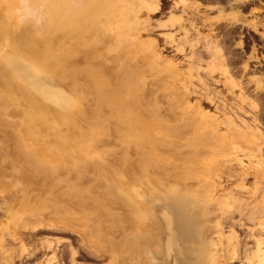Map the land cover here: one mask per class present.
I'll return each mask as SVG.
<instances>
[{"label":"bare ground","instance_id":"bare-ground-1","mask_svg":"<svg viewBox=\"0 0 264 264\" xmlns=\"http://www.w3.org/2000/svg\"><path fill=\"white\" fill-rule=\"evenodd\" d=\"M172 1L167 22L158 25L170 29L164 37L171 45L176 41L178 52L187 46L186 50L191 53L187 58L192 61L188 63V73L192 75L194 69L196 82H199V86L193 88L207 101L219 100L216 108L221 114L204 108L199 98L194 97L192 101V91L185 82L178 88L174 74L178 77L181 72L179 63L165 59L154 38L149 42L140 40V33L147 29L148 23L140 13L159 10L161 0H0V68L3 69L0 128L12 142L13 171L20 174L21 168H25L28 179L32 176L28 174H41L45 179L66 181L69 188L65 193L70 198H79L63 204L56 209V215L49 217L44 215L45 206H30L31 201L24 204L14 227L12 222L11 227L0 226V264H83L78 262V249L68 237H44L32 245L28 237L19 233L20 228L76 232L91 256H110L111 264H126V258L127 264H161L158 258L163 250L161 242L165 243V264H175L176 257H180L182 264H264V81L256 76L250 78L248 82L256 85L251 92L254 97L251 96L247 83L234 74L231 52L218 35L211 34L222 22L227 27L238 24L242 15L239 11L226 14L222 0ZM243 1L227 0L231 10ZM205 2L209 3L210 10L218 8L220 13L215 20L201 10ZM203 27L211 32L204 34ZM44 35L46 40L43 41ZM102 39H112L105 50L96 47ZM182 41L183 47L178 48ZM122 42L125 48L128 45L129 60L110 59L113 52L116 55L121 52ZM199 47L202 48L199 50ZM137 48L145 51L144 56L149 60L145 65L162 64V68L169 71L173 80L161 78L164 74L157 79L162 81L165 92L161 90L163 92L157 94L159 88L156 90V87L152 94L151 86L146 87L144 76L148 75L143 67L131 65L135 56L132 53L135 54ZM202 50L210 59H204ZM79 54L85 61L86 70L81 72L86 80V94V89H79L80 93L77 90ZM98 57L107 64L97 63ZM205 61L206 66H202ZM247 67H243V74L248 71ZM215 71L226 77L223 83L234 101H229L215 88L214 84L219 82L213 78ZM52 74L61 78L71 76L73 94L45 85L44 79ZM236 89H240L239 94H235ZM88 96L95 112L91 119L84 104ZM101 113L107 115V122L101 120ZM110 121L116 140L124 146L121 160L129 163L133 170L129 177L122 168H111L105 160L107 152L99 147L104 135H110L111 128L106 127ZM228 134L233 138L232 146L227 149ZM131 148L133 155H130ZM208 150L212 154H205ZM3 154L7 159L9 154ZM218 157L222 159L217 160ZM228 163L229 177L236 178L233 186L237 191L224 184ZM170 164L173 171H168ZM89 167L94 168L108 187L104 194H114L104 198V202L108 199L112 204L116 202L117 210L103 202H100L103 206H86L89 188L77 187L60 177L62 170L80 172ZM151 176H155L156 179H152L162 189L157 190L148 181ZM170 176L173 177L171 183ZM249 177L253 182L249 183ZM25 196L26 192L21 200L28 197ZM75 203L83 212L78 218H73L70 208ZM2 205L3 202L1 211ZM194 208L200 209L204 221L197 225L199 237L189 242L190 257L185 260L183 239L192 219L190 209ZM25 211L28 217L34 216V222L23 216ZM235 212L239 213L238 218L234 217ZM93 214L97 218L94 221V217H90ZM154 219L158 220L157 227ZM226 227L229 234L225 232ZM239 227L244 229L242 240ZM121 229L127 247L121 246V239L114 238L113 232ZM64 241L69 243L61 249ZM16 242L18 253L12 246ZM130 258L134 263L128 261Z\"/></svg>","mask_w":264,"mask_h":264},{"label":"rangeland","instance_id":"rangeland-1","mask_svg":"<svg viewBox=\"0 0 264 264\" xmlns=\"http://www.w3.org/2000/svg\"><path fill=\"white\" fill-rule=\"evenodd\" d=\"M222 1H225V0H222ZM168 3L166 6L165 5H163V3ZM206 4L204 5V6H200V7H202L201 8V10L202 11H205L206 12V14H208V16L210 17V18H212V19H216V17H218V15H219V13L220 12H218V8L216 9H213V10H210V9H208L209 8V3H207V2H205ZM208 4V5H207ZM161 6H162V8H160L159 10H157V11H154V12H147L146 10H143L141 13H140V17L142 18V19H147L148 20V23H147V29L145 30V29H143L142 31H141V33H140V40H146V42H149L148 40H150L151 38H154L155 40H156V46H157V48L158 49H160L161 51H162V54H163V57L166 59L167 58V60H169L170 58L171 59H174V61L175 62H178L179 64H178V67H179V69H180V74L178 75V77H180V78H178L175 74H174V79H175V83H176V85L178 86V88H179V86H181L183 83L182 82H185V84H187V85H189V90L190 91H192V92H190L191 93V99H192V101H194L195 99H200L201 100V103H202V106L204 107V108H207V109H209L211 112H217L218 114H221L222 112L220 111V109H217L216 108V106H217V104L219 103V100H217V101H207V100H205L203 97H200L199 96V93L198 92H196V90L195 89H197V88H193V87H197V86H199V82H196V77L197 76H195V75H197L196 74V72H195V70L193 69L192 70V72L195 74H193L192 73V75H190L189 73H188V66H190V65H188V63L189 64H191L192 63V61L189 59V58H187V56L189 57L190 55H191V53H190V51L189 50H186V48H187V46H185L186 48H185V50L184 51H181V50H179V52L177 51V46L176 45H174L175 44V42H173V45H171L172 43H171V41L165 36L164 37V33H166V31L168 32V31H170V29H166V27H160L159 25H158V23H160V22H167V20H168V18H169V11L172 9V6H173V1L172 0H161ZM200 7H198L197 9H200ZM204 8V9H203ZM224 11H226L225 13L226 14H228L229 15V13H232L233 12V10H231L230 9V11H227L228 9H223ZM223 11V12H224ZM232 11V12H231ZM224 13V14H225ZM225 14V15H226ZM242 23H244V22H246V19H245V17L242 15V18H241V20H240ZM158 25V26H157ZM200 25V24H199ZM225 24H224V22H222V23H220V24H218V26L220 27V28H223V26H224ZM156 26H157V28H156ZM218 26H217V28H218ZM158 27H160V28H158ZM169 28V27H168ZM217 30V29H216ZM216 30L214 31V33H212L211 32V30L209 29V28H205V27H203V28H201V31L204 33V34H209L210 32H211V34H213L214 36H215V34H216ZM217 35V34H216ZM106 37V36H105ZM104 37V38H105ZM103 38V39H104ZM102 39V40H103ZM166 39H168L169 41H167ZM44 40H46L45 39V35L43 36V41ZM167 42V43H166ZM169 42L171 43V44H169ZM109 43H112V39H110V41H106V39H105V41L103 40V41H101L100 43H98L97 45H96V47L97 48H100V49H103V50H105L106 48H107V46H108V44ZM181 43V42H180ZM179 43V44H180ZM177 44V43H176ZM185 44V43H184ZM124 45H125V42H122V44H121V52H119V54L118 55H116L117 53L116 52H113V54L112 55H110V59H115V58H120V60H123L124 58L126 59V60H129L128 59V56H126V55H130L129 54V52L126 50V49H129V48H127L128 47V45H127V47L125 48L124 47ZM182 45V46H181ZM181 45L180 46H178V48L179 47H183V41H182V43H181ZM203 45V44H202ZM202 45H200V46H202ZM132 48H133V46H132ZM200 48H202V47H199V50H200ZM137 50H139V51H137ZM142 50V48L140 49V48H137L136 49V51L134 50V53L135 54H133L132 53V55H135V56H133L134 57V59L130 62L131 63V65L132 66H134V67H136V68H142L143 67V69H144V73L146 74V75H148L147 77L146 76H144L145 78V83H146V87H147V89H148V86H151V88H149V91L152 93V92H155V89H156V87H157V89L156 90H158V88H159V90L157 91V94L159 93H161V92H163L164 91V86L161 84V80H159L160 82H158V80L157 79H161V78H166V79H168L169 81H171V80H173L172 78H170L171 76H169V74H168V70H166L165 69V67H164V65H163V67H164V69L162 68V64L160 65H158V66H160V68H158V66H154L153 67V65H150V64H146L145 65V63L146 62H148L147 61V58L144 56V52H143V50ZM125 51H127V52H125ZM181 51V52H180ZM186 51V52H185ZM143 53V55H141V53ZM202 52H203V57H205L204 59H206V60H208V59H210V57H209V55L207 54V52H205V50H202ZM81 53V52H80ZM115 53V54H114ZM120 53H122V54H120ZM124 53V54H123ZM139 53V54H138ZM207 55H206V54ZM91 54H94V52H92ZM120 55V56H119ZM139 55V56H138ZM79 57H77L78 59V61H77V63H78V65H77V69H78V76L76 77V81H77V83H78V85H77V90L79 91V93L81 92V90H85L84 91V93L86 94L87 92H88V90H87V88L85 87V86H87V85H85L86 84V80H85V77H84V73L83 72H81V71H85L86 70V68L84 67V62L85 61H83V56H82V54L80 55H78ZM82 56V57H81ZM138 56V57H137ZM144 56V59H142V57ZM124 57V58H123ZM82 58V59H81ZM120 60H118V61H120ZM167 60H165V61H167ZM80 61V62H79ZM83 61V62H82ZM98 61L99 62H97V63H101V64H107V63H105L104 62V59L102 58V57H98ZM188 61V62H187ZM117 62V61H116ZM195 62V61H194ZM193 62V63H194ZM233 62V64L231 63V65L232 66H236L235 65V61L233 60L232 61ZM81 63V64H80ZM163 63V62H162ZM166 63H169V61H167ZM80 64V65H79ZM194 64H197V62L196 63H194ZM202 64V66H206V61L205 62H203V63H201ZM83 65V66H82ZM109 66L110 65H112V64H108ZM144 65V66H143ZM114 66H115V64H114ZM150 66H152L153 68L151 69L150 68ZM112 67V66H111ZM149 70H151V71H149ZM161 70V71H160ZM167 71V72H164V71ZM3 71V69L2 68H0V76H1V72ZM163 71V72H162ZM182 71H183V73H182ZM149 72V73H148ZM81 73V75H79ZM159 73V74H158ZM166 73V74H165ZM83 74V75H82ZM144 74V75H145ZM152 74V75H151ZM156 74V75H155ZM161 74V75H160ZM163 74L165 75V76H163ZM168 74V75H167ZM234 74H235V76L238 78V79H241L242 80V82L244 83V84H246V85H248V91H250V94H251V96H253L254 97V94H252L251 92L255 89V87H256V85H255V83H250V82H248L249 80H250V78H251V76H253V75H251V76H247V75H244V77H241V73L239 72V71H237V70H235L234 71ZM53 76H49V78L47 79V78H45L44 79V84L45 85H47L48 87H51V88H55V89H59V90H63V91H65L66 93H69V94H73V89H72V80H73V78L70 76V78L69 77H63V78H61L60 77V75H58V74H52ZM159 75V76H158ZM188 75V76H187ZM189 75H190V77H189ZM83 76V77H82ZM161 76H163V77H161ZM166 76H168V77H166ZM161 77V78H160ZM192 77V78H191ZM254 77V76H253ZM55 78V79H54ZM170 78V79H169ZM213 78H214V80H219V82L218 83H216V84H214V86H215V88L216 89H219V90H221V92H222V94L223 95H225L226 97H227V99L229 100V101H234L235 99H234V96L232 95V94H230L229 93V89L227 88V86L223 83V81L225 82L226 81V77L224 76V74H222L220 71H215L214 73H213ZM54 79V80H53ZM154 79V80H153ZM166 79H164V80H166ZM192 79V80H191ZM50 80V81H49ZM78 80H80V81H78ZM148 80V81H147ZM163 80V81H164ZM193 82V84H192V82ZM194 80V81H193ZM54 81V82H53ZM153 81H157L158 83V85H160L159 87H158V85L156 84V83H154ZM198 81V80H197ZM57 82V83H56ZM71 82V83H70ZM85 82V83H84ZM153 84H152V83ZM196 83V85H194ZM151 84V85H150ZM156 86H155V85ZM70 85V86H69ZM84 85V86H83ZM148 85V86H147ZM153 85V86H152ZM0 86H2V81H1V77H0ZM162 86V87H161ZM65 87V88H64ZM69 87V88H68ZM153 88H154V91H152L153 90ZM69 89H71V90H69ZM79 89H81V90H79ZM182 89V88H181ZM193 89V90H192ZM161 90H163V91H161ZM161 91V92H160ZM165 92V91H164ZM189 93V94H190ZM198 93V94H197ZM240 93V89H236L235 90V94H239ZM153 94V93H152ZM162 95V94H161ZM198 95L199 97H196V96ZM194 97H195V99H194ZM90 97L88 96V101H87V99L84 101L85 103V106L88 108H86V111H87V115H88V117H89V119H91V118H93V116H94V111L92 110V102L90 101V99H89ZM202 98V99H201ZM164 99V98H163ZM90 101V102H89ZM89 103V105H87ZM90 103H91V105H90ZM90 107V108H89ZM91 110H92V112H91ZM102 112H105V110H102ZM103 115H105V116H103ZM100 118H101V120H106V118H107V115L105 114V113H101V115H100ZM108 120H106V122H107ZM112 122H114V120H112ZM82 124H84V125H86L87 123L85 122H82ZM113 125L112 123H111V121H110V123H106V127L108 126V127H110L111 129H110V135H104L105 137H103V140H102V143H101V146H99L100 148H102V149H104L107 153H106V155H105V160H106V162L109 164V166L111 167V168H113V169H123L124 170V174H126L127 176L126 177H129L131 174H133V170H131V167L129 168V166H130V164L129 163H126V164H124L123 163V161L121 160V157H122V155H123V153H124V146L123 145H119V142L116 140V138H115V134H113L114 133V131H113V129H112V127L111 126ZM224 129V131H225V128H223ZM113 135V136H112ZM4 137V138H3ZM112 137V138H111ZM114 137V138H113ZM3 138V139H2ZM232 138H233V135L232 134H228V136H227V139H226V141H225V144H226V146H228L227 147V149L228 148H230L231 146H232ZM0 141H2V142H0V148H1V150H0V203L1 202H3V208H2V211L0 210V226L1 227H3V228H5L6 227V224L9 226V227H14V225H15V220H17V216H18V214H20L22 211H21V209L24 207V204H26L27 202H30L29 204H30V206H34V207H37V206H45L46 207V209H44L45 210V213L46 214H44V215H46L47 217H49V216H51L52 214L54 215L55 214V211H56V209H58L59 207H61V206H64V205H66L69 201H78L79 200V198H77L76 197V199H75V197H73V198H70L69 196H68V194H66L67 192V189L69 188V186H68V182H66V181H61L63 184H61V182H56V181H54L53 179H51V178H47V179H45L44 178V176H42L41 174H28V175H32L31 176V178H27V177H25V171H26V169L25 168H21V173L20 174H18L17 172H14L13 171V167H12V163L10 162V160H11V158L13 157V150L11 149V140L8 138V134L6 133V132H4L1 128H0ZM6 141V142H5ZM104 142V143H103ZM9 143V144H8ZM3 144V145H2ZM104 144V145H103ZM5 148H7V150L8 151H6V149ZM122 151V152H121ZM112 154H111V153ZM4 153V154H3ZM5 153H8L9 154V156L7 157V159H5V156H2V154L3 155H5ZM133 148H131L130 149V155L132 154L133 155ZM208 153H211L212 154V151H210V150H208V151H206V153L205 154H208ZM109 154H111V156L109 155ZM3 159V160H2ZM5 159V160H4ZM84 159H85V157L84 156H82V161H84ZM110 159V160H109ZM222 159V157H218L217 158V160H221ZM87 160H88V162L89 163H92V160L91 159H88L87 158ZM87 160H86V162H87ZM90 160V161H89ZM121 160V161H120ZM7 164V165H6ZM93 164V163H92ZM227 164V163H226ZM229 164V163H228ZM112 165V166H111ZM124 165H125V167H124ZM225 167L227 166V165H224ZM4 167V168H3ZM8 167V168H7ZM10 167V168H9ZM168 167V171H173L174 170V167L172 166V164H170V165H168L167 166ZM229 167H230V164H229V166L228 167H226V171H224L225 173L227 172L228 173V170H229ZM227 168H228V170H227ZM11 169V170H10ZM223 170H224V167H223ZM8 171H9V173H8ZM11 173H12V175H11ZM230 173V172H229ZM227 174V175H224V178H225V181H224V184L226 185V187L227 188H231L233 185H235V183H236V178H234L233 176V178L230 176L229 177V175L230 174ZM27 174V173H26ZM86 174V175H85ZM7 175V176H6ZM11 175V176H10ZM72 177H71V176ZM77 175V176H76ZM14 176V177H13ZM19 178H18V177ZM156 176H158V177H160L161 178V175H158V174H156ZM226 176V177H225ZM17 177V178H16ZM60 177L61 178H67L70 182H71V184L72 183H75V185L77 186V187H85V188H89V193H90V196H88V198L86 199V196L84 197L85 199H86V206H88V207H95L94 205H96V204H99L100 205V202H103V205H109V207H111L112 209L114 208V209H118V205H117V203L115 204V203H113L112 204V202H111V200H107V201H105L104 202V200L105 199H107L108 197H110V196H112L113 197V195L114 194H112V192H111V194L112 195H109V194H104V192H105V190L106 189H108V187L106 186V184H105V182L102 180V178H100L99 176H97L96 174H95V171H94V168L93 167H89V168H87V169H82L80 172H78L76 169H70L69 171H66V170H62L61 171V173H60ZM99 178H100V180H99ZM156 179L155 178V176L153 177V176H151L149 179H148V181L151 183V184H153L154 185V187L157 189V190H159L158 189V187L160 188V189H162L159 185H158V182H156L155 180H153V179ZM250 179H249V183L250 182H253V178L252 177H249ZM17 179V180H16ZM37 179V180H36ZM162 179H164L163 177H162ZM25 180V181H24ZM31 181V183H30V181ZM48 180V181H47ZM153 180V181H152ZM173 180V177H169V181H170V183H171V181ZM13 181V182H12ZM34 181V182H33ZM39 181V182H38ZM101 181V182H100ZM103 181V182H102ZM228 181V182H227ZM24 182V183H23ZM147 181L145 180V183H146ZM13 183V184H12ZM18 183V184H17ZM33 183V184H32ZM43 185H42V184ZM54 183H55V185H54ZM104 183V184H103ZM154 183H156V184H154ZM44 184H45V186H44ZM150 184V185H151ZM22 185V186H21ZM28 185V186H27ZM153 185H151L152 187H153ZM27 186V187H26ZM41 186V187H40ZM50 186V187H49ZM66 186V187H65ZM145 186L147 187V188H149L148 186H147V184H145ZM15 187V188H14ZM48 187V189H46ZM21 188V189H20ZM29 188H33V189H30L29 190ZM233 188H235V190L237 191L238 190V188H236V186H233ZM19 189L20 190H22V191H19ZM58 189V190H57ZM65 191H64V190ZM24 190H25V192H26V196L28 195V197H26L25 199L23 198V200H21L22 199V197H24V194H25V192H24ZM50 190V191H49ZM52 190V191H51ZM54 190V191H53ZM55 190H56V192H55ZM60 190H62V192H60ZM148 190H150V189H147V191ZM38 192H40V193H38ZM66 192V193H65ZM19 193V194H18ZM54 193V194H53ZM21 195V196H20ZM40 195H42V196H40ZM58 195H61V196H58ZM48 196V197H47ZM52 196V197H51ZM155 197H156V195H154ZM44 198V199H42V200H44V201H42L41 199V202H40V200H39V198ZM59 197V198H58ZM95 198H97V200H99V201H95L94 199ZM105 198V199H104ZM29 201H28V200ZM31 199V200H30ZM48 199V202L46 201ZM53 200V202L51 201L50 202V200ZM64 199V200H63ZM75 199V200H74ZM38 200V201H37ZM61 200V201H60ZM68 200V201H67ZM109 201V202H108ZM44 202V203H43ZM59 202V203H58ZM62 204H61V203ZM98 202V203H97ZM108 202V203H107ZM106 203V204H105ZM64 204V205H63ZM102 205V204H101ZM100 205V206H101ZM102 205V206H103ZM113 205V206H112ZM117 205V206H116ZM69 206H70V204H69ZM70 208H71V210L74 212V214H73V218H78L79 216H81L82 214H83V212L81 211V208H80V206L79 205H77L76 203L75 204H72V206H70ZM190 208V207H189ZM25 209H26V206H25ZM191 210V215H192V219L190 220V223L188 224V231H187V233L184 235V242H185V244H184V248L186 249V251H184V259L186 260L187 258H189L190 257V254H189V252H187V251H189V242L192 240V241H195L196 239H198V237H199V235L197 234V228H198V226H199V224L201 223V221H204V218H203V216H202V213H200V209L199 208H194V209H190ZM54 212V213H53ZM28 213V212H24L23 213V216H25V217H27L26 219H28V220H30L29 222H34L35 221V219H34V216H30V217H28L26 214ZM238 214L239 213H237V212H235L233 215H234V217L235 218H238ZM56 215V214H55ZM95 216V214H93V215H91L90 217H94ZM16 218V219H15ZM30 218V219H29ZM14 219V220H13ZM81 219H83V218H81ZM97 218H93L92 219V221H94V220H96ZM174 219H175V224L177 223V218L174 216ZM155 220V219H154ZM156 221V220H155ZM158 221V220H157ZM157 221L155 222V227H157V225L158 224H156L157 223ZM10 222H12V224L10 223ZM3 223V224H2ZM9 223V224H8ZM10 224H11V226H10ZM198 225V226H197ZM176 226H177V224H176ZM190 228H192L191 230H190ZM238 229V234H239V236H240V239L242 240L243 238H244V229H243V227H239V228H237ZM243 229V230H242ZM225 232H226V234H229V228L228 227H226L225 228ZM19 233H22L24 236H26V237H28L29 239H30V243L32 244V245H34V244H36L37 242H38V240H42L44 237H56V236H64V237H68L69 238V241L70 242H72L73 241V244H74V246L78 249V254H77V260H78V262H82L83 264H111V258H110V256H104V255H101V256H99V257H97V256H91L92 254L90 253V251H89V249H87L86 248V246H84L81 242H79V240H78V236H77V234H76V232H71V231H68V232H65V233H59V232H52L51 230H48V229H45V230H36V231H33V230H24L23 228H20L19 229ZM114 234H115V236H114V238L116 239V240H120L121 239V246L122 247H127V245H126V242L123 240V236H124V232H123V229H121V230H118V231H116V232H113ZM196 236V238H195V236ZM195 239V240H194ZM69 242H62V244H61V249H63V248H65V247H67V244H68ZM13 250L16 252V253H18V251H19V244L16 242V243H13ZM161 247H162V253H161V255H159V261L161 262V264H165V263H163L164 262V260H165V252H164V248L163 247H165V243H162L161 242ZM191 255H193L192 253H191ZM194 256V255H193ZM126 260V264H127V258L125 259ZM65 261V260H64ZM128 261H131V262H133V260H131V258L128 260ZM32 262V260L29 262V263H31ZM174 262H175V264H182V260H180V257H176V259L174 260ZM66 263V262H65ZM134 263V262H133ZM31 264H33V263H31ZM233 264V263H232ZM234 264H238V262H235Z\"/></svg>","mask_w":264,"mask_h":264},{"label":"flooded vegetation","instance_id":"flooded-vegetation-1","mask_svg":"<svg viewBox=\"0 0 264 264\" xmlns=\"http://www.w3.org/2000/svg\"><path fill=\"white\" fill-rule=\"evenodd\" d=\"M225 1L221 4L230 11L231 6ZM232 10L239 11L246 22L242 23L240 19L238 24L218 28L217 37L222 39L221 43L231 52L235 70H241L243 74V67L249 66L242 77L253 75L264 81V0H244L242 4L233 6Z\"/></svg>","mask_w":264,"mask_h":264}]
</instances>
